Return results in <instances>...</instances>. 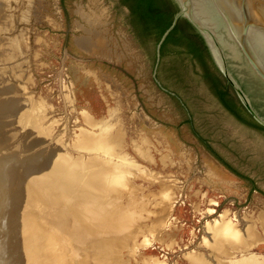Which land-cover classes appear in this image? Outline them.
<instances>
[{
    "label": "rangeland",
    "instance_id": "obj_1",
    "mask_svg": "<svg viewBox=\"0 0 264 264\" xmlns=\"http://www.w3.org/2000/svg\"><path fill=\"white\" fill-rule=\"evenodd\" d=\"M92 6L109 54L76 43L89 35L85 11ZM129 13L120 0H0V89L13 105L2 112L19 121L1 131L14 134L2 154L45 153L38 173L61 201L43 218V264L68 242L86 240L95 243L83 249L79 264H264V134L226 109L187 54L174 52L157 64V46L143 44ZM84 112L112 120L113 131L123 133L111 161L92 160L113 152L107 143L78 146L83 129L101 131ZM143 138L152 161L136 151ZM123 159L160 175L134 178L136 200L117 177ZM57 182L88 195L78 205L51 188ZM121 190L123 210L105 208L106 195ZM139 208L142 226L126 222ZM218 219L230 228L218 230ZM18 228L14 242L21 247V239L34 235L29 226ZM1 239L8 240L4 233Z\"/></svg>",
    "mask_w": 264,
    "mask_h": 264
},
{
    "label": "bare ground",
    "instance_id": "obj_2",
    "mask_svg": "<svg viewBox=\"0 0 264 264\" xmlns=\"http://www.w3.org/2000/svg\"><path fill=\"white\" fill-rule=\"evenodd\" d=\"M85 12L87 13L88 21L91 26L87 29L89 32L88 36L77 37L76 43L78 47H81L86 52L92 54H109L111 48L110 41L106 36V30H98V28L96 29L95 27L96 21H98L97 19L100 17L98 16L96 6H92L89 11L86 10ZM7 48H9L10 51L17 49L15 45H10V47ZM3 93L4 91L0 89V264H43V257H41V255L47 247H44L46 242H44L45 239L42 237L43 231H46L47 228L43 218L49 216V206H56L60 204L59 202L61 201H59L60 199L56 200V195L51 192V189H49L50 187L47 188L43 184L44 180L38 173L39 164L47 160L45 158V153H38L36 159H31L28 157L24 158L17 153L15 156L11 152H8L7 155L2 154L6 142L12 140L14 134L7 135L4 132L1 134V131H3V128L12 126L11 124H16L18 121L8 119L7 116L9 114L7 112H2L4 111L3 108L11 110L13 107L11 100L2 98ZM84 119L91 126L97 128L101 127V131L94 133L83 129L78 139V146H88L94 149L107 143L111 146V150L113 152L102 158L97 157L96 155L98 154H96V159L92 160L96 162L97 159L100 161L101 159L111 161L113 157L117 155L116 153L121 149L123 133L120 129L116 130V132L113 131V126H111L112 120L110 121V119L98 121L87 112H84ZM31 145L33 144H27L29 147ZM135 148L142 158L149 161L153 160L150 150V141L148 138H143L142 142L139 144L135 143ZM45 152H47V149H45ZM49 156L55 157V154L51 153ZM123 161L124 163L120 168V171H122L123 174L122 176L117 175V177L122 181L123 189L127 190L129 198L136 200L137 189L134 186V178L144 177L146 179L155 181L158 180L160 175L158 173H153L148 168H142L141 165L135 163L134 161L129 164L127 161L125 162V159H123ZM169 163L173 164V160L171 159ZM51 186L55 192L68 195L70 198H72L73 202H77L78 205H80V199L84 197V195H88L82 192L81 189H71L63 185L61 182H57ZM93 192H95L93 197L98 199V192L96 190ZM121 194L122 190L116 195H106L107 197L110 196V199L108 200V206L105 208L110 209L111 211L121 212L124 208V204L121 201ZM78 205L73 206V209L78 207ZM165 208L166 207L163 206L161 210L163 211ZM24 209H26L25 212L27 214H20V212ZM140 211H142V208H139V210L132 209L129 211L126 222L132 220L138 227L142 226V224L145 222V219H141L144 217H142L143 215H141ZM74 214L78 215L79 217L78 213ZM77 223L79 224V222ZM216 223H218L216 225L218 230L222 228L228 229L231 226L219 219L216 221ZM18 224L29 226L30 232L32 235H34L33 240L32 238L30 239L27 236H23L24 238L21 239L22 242H20L21 247L17 245L19 242H14L20 235L19 233L22 231L21 228H18ZM79 225H81V223ZM39 230H41V233ZM3 233L5 236H7L8 240L3 241L4 239H1ZM126 235H128V232L125 234V236ZM92 243L95 242L91 240H86V242H68V245H65L61 252L55 254L51 258L50 264H79L84 259V256L82 255L83 249ZM104 244L111 246L113 245V242L106 241ZM80 246L82 249L78 250L77 247Z\"/></svg>",
    "mask_w": 264,
    "mask_h": 264
},
{
    "label": "water",
    "instance_id": "obj_3",
    "mask_svg": "<svg viewBox=\"0 0 264 264\" xmlns=\"http://www.w3.org/2000/svg\"><path fill=\"white\" fill-rule=\"evenodd\" d=\"M175 1L179 10L157 44V64L167 36L181 17L187 18L204 37L215 65L240 101L264 125V0ZM244 80L254 81V103L242 86Z\"/></svg>",
    "mask_w": 264,
    "mask_h": 264
},
{
    "label": "trees",
    "instance_id": "obj_4",
    "mask_svg": "<svg viewBox=\"0 0 264 264\" xmlns=\"http://www.w3.org/2000/svg\"><path fill=\"white\" fill-rule=\"evenodd\" d=\"M129 8V21L137 36L146 46H156L172 25L179 10L175 0H120ZM174 52L187 54L199 68L202 80L213 94L236 118L264 134V125L254 119L240 101L232 85L215 65L204 37L184 17L164 41L162 61Z\"/></svg>",
    "mask_w": 264,
    "mask_h": 264
},
{
    "label": "flooded vegetation",
    "instance_id": "obj_5",
    "mask_svg": "<svg viewBox=\"0 0 264 264\" xmlns=\"http://www.w3.org/2000/svg\"><path fill=\"white\" fill-rule=\"evenodd\" d=\"M242 86L244 87V89L246 91L247 90L249 91V93L253 99V103H254V81L244 80V81H242ZM256 106L258 108H260V106H258L257 104H256Z\"/></svg>",
    "mask_w": 264,
    "mask_h": 264
}]
</instances>
